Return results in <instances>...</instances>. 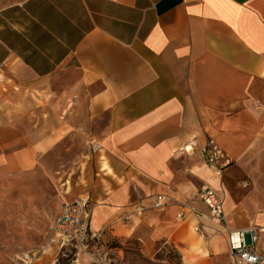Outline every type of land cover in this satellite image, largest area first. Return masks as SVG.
<instances>
[{"label": "crops", "instance_id": "1", "mask_svg": "<svg viewBox=\"0 0 264 264\" xmlns=\"http://www.w3.org/2000/svg\"><path fill=\"white\" fill-rule=\"evenodd\" d=\"M59 146L76 165L62 203H88L95 237L144 231L180 264H228L197 191L253 226L226 187L264 179V0H0V178Z\"/></svg>", "mask_w": 264, "mask_h": 264}, {"label": "rangeland", "instance_id": "2", "mask_svg": "<svg viewBox=\"0 0 264 264\" xmlns=\"http://www.w3.org/2000/svg\"><path fill=\"white\" fill-rule=\"evenodd\" d=\"M64 149L59 146L51 157L45 155L33 169L0 178V264H180L174 244L163 238L147 240L144 231L127 240L94 237L81 244L77 239L63 242L54 233L53 222L60 213L61 183L76 166ZM204 161L222 177L223 168L216 161L213 167ZM231 175L233 184H226V190L243 208L248 226L264 228V219L260 221L264 218V179L258 176L252 188L238 173ZM75 180L73 176L72 186ZM77 194L74 186L69 198ZM87 226L91 227L90 221ZM80 246H86L87 253L76 250ZM258 248L264 256V233Z\"/></svg>", "mask_w": 264, "mask_h": 264}, {"label": "built area", "instance_id": "3", "mask_svg": "<svg viewBox=\"0 0 264 264\" xmlns=\"http://www.w3.org/2000/svg\"><path fill=\"white\" fill-rule=\"evenodd\" d=\"M98 149L97 143L91 144L90 151L92 154L96 153ZM202 153L207 163L213 167L215 165L214 148L210 142L202 147ZM197 197L206 208L209 222L224 231L230 257L228 264H264L263 253L258 248L260 235L264 233V228L259 226H251L247 229L229 228L223 212V197L208 185H202L198 189ZM162 201V197L157 196L153 207H161ZM176 217L178 220L185 218L183 213H178ZM88 221H90V211L85 200L76 198L71 201H64L61 204L59 215L53 222V231L63 242L77 239L81 244L87 239L95 237L93 232L91 233L89 230L91 227L87 226ZM193 231L202 239L205 237L199 226H195ZM86 249V246L76 248L81 253H87Z\"/></svg>", "mask_w": 264, "mask_h": 264}]
</instances>
